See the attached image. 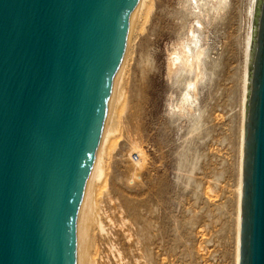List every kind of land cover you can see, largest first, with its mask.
Instances as JSON below:
<instances>
[{"label":"rangeland","instance_id":"1","mask_svg":"<svg viewBox=\"0 0 264 264\" xmlns=\"http://www.w3.org/2000/svg\"><path fill=\"white\" fill-rule=\"evenodd\" d=\"M218 1L136 7L90 183L82 264L236 263L247 0ZM183 43L198 65L175 72Z\"/></svg>","mask_w":264,"mask_h":264},{"label":"water","instance_id":"2","mask_svg":"<svg viewBox=\"0 0 264 264\" xmlns=\"http://www.w3.org/2000/svg\"><path fill=\"white\" fill-rule=\"evenodd\" d=\"M140 0H0V264H80L88 175ZM237 264H264V0H247Z\"/></svg>","mask_w":264,"mask_h":264},{"label":"bare ground","instance_id":"3","mask_svg":"<svg viewBox=\"0 0 264 264\" xmlns=\"http://www.w3.org/2000/svg\"><path fill=\"white\" fill-rule=\"evenodd\" d=\"M144 1L145 0H140L139 1V3H138V5H137V11H139V9L143 6V4H144ZM224 2V0H219L218 1V4H222ZM199 33V30L198 29H196L194 32L192 31V34H193V36L191 37V39H190V44L191 45H193V44H195L196 43V41H197V38H196V35ZM196 34V35H195ZM181 52H182V57L179 55V53H175V52H173L172 54H171V56H172V58L170 59V61H169V66L170 67H174V70H175V72H179V71H181V70H183L184 68H187L188 70L189 69H191V68H188V67H192V66H194V65H198V62L196 61V60H193V61H191V59H192V55L193 54H197L198 52L196 51V52H194L193 53V51H192V48H191V46H189L188 44H185V43H183V44H181ZM193 50H194V48H193ZM190 63V64H189ZM188 65H190V66H188ZM183 68V69H182ZM186 69V70H187ZM119 72H120V70H119ZM119 72H118V74H117V76H116V79L115 80H117V78H118V75H119ZM116 82V81H115ZM190 91L191 92H194V83H192V82H188L187 84H186V91H185V93L183 94V96H182V102H186V103H188V100H191L192 99V97L190 96ZM193 104V102H192V100L190 101V106ZM189 106V107H190ZM243 113H244V97H242V121H241V134H240V173H239V180H238V188H237V220H236V263L235 264H237V261H238V226H239V201H240V180H241V148H242V125H243ZM109 115L110 114H108V117H107V119L109 118ZM108 121L109 120H107V123H108ZM107 123H106V126H105V128H104V130H103V134H102V139H101V142H100V146H99V149H98V152H97V154H96V157H95V160H94V163H93V166H92V170H91V172L89 173V175H88V181H89V184H87V185H89L88 187L90 188V183H91V181L96 177V176H98L99 175V168L97 167V166H99L98 164V161L100 162V160H99V157H100V153L102 152V150H103V146H104V144H105V141H106V138H107V135H108V133L110 132V129L107 127ZM98 168V169H97ZM88 181H87V183H88ZM90 197L91 196H89V189H87V191L85 190V194H84V202H85V216H84V218L87 216V214H89V212L87 213V209L89 210V209H91V208H88V206L89 207H91V205L89 204L88 205V203H89V201H90ZM91 203V202H90ZM95 202H93V204H94ZM83 226V225H82ZM84 228H86V227H83V229H81L80 228V240L81 241H83V239H84V237H85V234H84ZM78 236H79V231H78ZM82 246V245H81ZM80 248H82V247H80ZM86 248V247H85ZM81 251V250H80ZM83 252V251H82ZM82 254V253H81ZM83 255V254H82ZM84 256V255H83ZM84 263V262H83ZM81 264H82V262H81Z\"/></svg>","mask_w":264,"mask_h":264}]
</instances>
